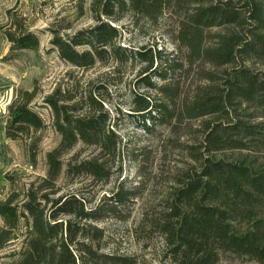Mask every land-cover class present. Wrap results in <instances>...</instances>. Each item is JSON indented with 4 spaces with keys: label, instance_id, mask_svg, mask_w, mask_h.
I'll return each mask as SVG.
<instances>
[{
    "label": "trees",
    "instance_id": "trees-1",
    "mask_svg": "<svg viewBox=\"0 0 264 264\" xmlns=\"http://www.w3.org/2000/svg\"><path fill=\"white\" fill-rule=\"evenodd\" d=\"M92 7L99 13L95 26L67 38L54 33L51 43L59 57L85 70L98 63L127 65L135 59L147 63L141 82L157 91L159 102L136 94L135 112L152 126L171 128L178 136L181 131L198 132L196 145L186 146L194 165L180 176L160 224L171 263L219 264L230 256L264 264V218L243 223L264 210V165H258L264 158V0H94ZM170 10H180L181 15L175 52L147 48L134 52L119 42L120 28L111 21L118 23L130 11L155 21ZM6 35L14 51L41 47L39 37L18 20ZM180 76L193 84L183 87ZM35 94L19 93L9 108L13 123L22 131L44 126L30 109ZM56 95L46 100L61 135L59 147L48 154V189L62 176L60 158L80 142L98 147L106 156L116 155L119 147L111 117L96 99H82L88 106L80 110L88 108L89 113L77 117L78 108L63 104ZM196 122L198 128L192 127ZM227 152L247 156H219ZM68 171L101 180L110 176L95 161L70 166ZM43 199L51 208L35 201L24 205L22 216L31 226L30 238L18 264H140L135 257L106 253L99 244L95 247L94 240L102 239L103 233H91L74 223H96L116 214L117 206L129 199L127 192L95 210H87L73 195ZM20 215L12 200L0 203V217L11 230L21 223ZM66 216L75 221L60 222ZM11 230H0V251L12 240Z\"/></svg>",
    "mask_w": 264,
    "mask_h": 264
},
{
    "label": "rangeland",
    "instance_id": "rangeland-1",
    "mask_svg": "<svg viewBox=\"0 0 264 264\" xmlns=\"http://www.w3.org/2000/svg\"><path fill=\"white\" fill-rule=\"evenodd\" d=\"M94 0H0V203L12 200L21 223L12 229L0 217V230H11L12 240L0 251V264H18L30 238V225L22 216L24 205H47L51 199L75 196L87 210H95L111 203L110 199L127 192L125 204H119L116 214L104 220L76 222L91 233L100 231L102 239H95L106 253L132 256L140 264H172L170 248L161 230V223L169 212L172 195L179 187L180 176L194 165L188 147L195 146L194 135L181 131L175 135L168 127L152 126L135 112V95L141 94L159 102L157 91L141 82L147 63L139 59L127 65L98 63L91 70L73 67L59 57L51 41L54 33L63 37L97 24L99 13L92 7ZM180 10H170L152 21L135 12H127L114 26L120 28L119 42L131 51L143 48L171 53L176 51L175 37L179 30ZM40 39L38 51H14L7 32L16 21ZM151 77V76H149ZM183 87L193 84L184 76L177 78ZM151 81L161 85L152 77ZM21 92H35L30 109L42 118L44 126L35 131L13 123L10 106ZM67 106H76L75 115H87L80 110L88 104L82 99L93 97L111 117V129L119 136L116 155L106 156L98 147L79 143L64 153L62 176L54 188L48 189V154L59 147L61 135L56 130L51 106L46 102L55 95ZM196 122L192 127L198 128ZM146 127H152L148 131ZM225 159L246 157L245 153L220 154ZM99 162L110 174L106 180L90 174L72 176L68 169L82 162ZM264 165V158L258 162ZM119 199V198H118ZM115 203V202H114ZM264 218V210L252 213L243 221L252 223ZM242 223V224H243ZM97 229V230H96ZM95 238V237H94ZM93 238V239H94ZM79 239V241H82ZM219 264H258L248 259L226 258Z\"/></svg>",
    "mask_w": 264,
    "mask_h": 264
}]
</instances>
